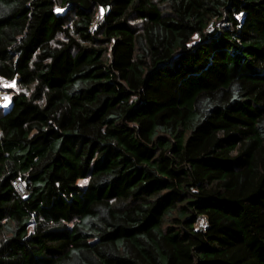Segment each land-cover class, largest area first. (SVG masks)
I'll return each instance as SVG.
<instances>
[{"label": "trees", "instance_id": "trees-1", "mask_svg": "<svg viewBox=\"0 0 264 264\" xmlns=\"http://www.w3.org/2000/svg\"><path fill=\"white\" fill-rule=\"evenodd\" d=\"M0 80V264H264V0H0Z\"/></svg>", "mask_w": 264, "mask_h": 264}, {"label": "built area", "instance_id": "built-area-1", "mask_svg": "<svg viewBox=\"0 0 264 264\" xmlns=\"http://www.w3.org/2000/svg\"><path fill=\"white\" fill-rule=\"evenodd\" d=\"M0 81L3 84L11 83V81H5V80H0ZM8 105H9V103L7 102L6 94H5V92L2 89H0V110L6 108ZM13 186H14L16 192L20 196H24L25 195L26 191H25V187H24V185L22 183H20L19 181H15L13 183ZM205 226H206L205 218L204 217H198L196 219V222H195V227L197 229L204 230Z\"/></svg>", "mask_w": 264, "mask_h": 264}, {"label": "rangeland", "instance_id": "rangeland-1", "mask_svg": "<svg viewBox=\"0 0 264 264\" xmlns=\"http://www.w3.org/2000/svg\"><path fill=\"white\" fill-rule=\"evenodd\" d=\"M57 10L58 12H62L59 9ZM0 89H2L5 92L8 103L10 102V99L12 98L13 95L25 92L22 88L17 86L14 82H11L9 84H3L0 81Z\"/></svg>", "mask_w": 264, "mask_h": 264}]
</instances>
